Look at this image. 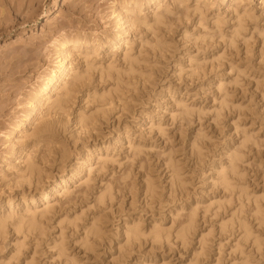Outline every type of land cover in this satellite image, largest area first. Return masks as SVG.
I'll return each instance as SVG.
<instances>
[{
	"label": "rangeland",
	"instance_id": "obj_1",
	"mask_svg": "<svg viewBox=\"0 0 264 264\" xmlns=\"http://www.w3.org/2000/svg\"><path fill=\"white\" fill-rule=\"evenodd\" d=\"M122 1L0 0V264H264V0Z\"/></svg>",
	"mask_w": 264,
	"mask_h": 264
},
{
	"label": "bare ground",
	"instance_id": "obj_2",
	"mask_svg": "<svg viewBox=\"0 0 264 264\" xmlns=\"http://www.w3.org/2000/svg\"><path fill=\"white\" fill-rule=\"evenodd\" d=\"M156 1L157 0H144L143 2L140 3V0H123L119 5H115L114 8L112 9V14H116V17L120 22L118 29H116L119 35H117V33H113L112 36L108 38L107 43H109V45L114 47L119 46L125 40V37L129 30V26L132 24V20L128 18V12L131 11L133 12L138 5H142L146 3L149 6L154 4ZM135 21H138V18H136ZM153 21L158 22L157 16H154ZM82 46L85 47L86 44L78 35H76L75 37L62 36L55 40V45L53 48L55 55L54 61L52 62L51 66L48 68L46 72V75L44 76L43 84L36 90L35 94L33 95L35 101V104L33 105L34 107L38 108L41 105L42 101L44 102L47 101L46 99L43 100L42 98L43 94H45L46 92L51 93L55 89H57V91L55 92V97L51 101V106L52 107L59 106L60 103H62L63 101L62 96H64L63 94L66 92L67 88L72 84L76 83L78 80H80V76L78 77L76 71L75 72L70 71L71 69L70 55L72 54L79 55V53H76V51L74 50H78ZM97 46L99 47L100 44H98ZM36 110L37 109L35 110L32 109V111L27 112L24 116L26 120L24 119L23 120L27 122H31L35 114L37 113ZM22 124L23 122H20L19 124H17V126ZM232 162L233 159L230 161V166ZM217 175L219 176V180L221 183L228 184L229 181H227V179L229 180V177L225 174L223 170H220ZM27 214L28 213H26V215ZM5 217H10V216L6 215ZM34 217L35 215H33L32 213L30 215H27V219H26L27 223L25 222V224L28 225L25 226H28L29 228L28 227L26 228L30 229V227L31 228L36 227V225L34 224L35 221ZM0 218H1L0 219V236H1L2 234L1 231L3 230V228L5 230L2 221L5 220H3L2 217ZM188 224L191 225L189 221ZM189 225L188 226L184 225L181 228L180 230L181 233L179 232L180 235H182L181 237H184L186 232L190 229ZM127 230H128L127 231L128 235L131 233L130 236L134 235L135 232L137 231L135 229V226L128 227ZM158 235H156V238H158L157 237Z\"/></svg>",
	"mask_w": 264,
	"mask_h": 264
}]
</instances>
